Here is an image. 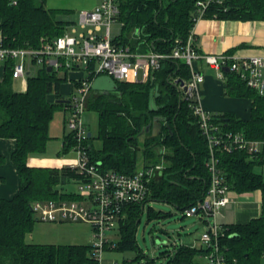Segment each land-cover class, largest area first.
<instances>
[{
  "label": "trees",
  "instance_id": "trees-1",
  "mask_svg": "<svg viewBox=\"0 0 264 264\" xmlns=\"http://www.w3.org/2000/svg\"><path fill=\"white\" fill-rule=\"evenodd\" d=\"M197 0H118L117 20L122 34L114 42L130 45L135 51L150 48L168 53L186 42L194 28L199 10ZM47 0H0V38L8 47L43 48L62 35L68 22L58 18L57 9L48 8ZM264 20V0H223L212 3L203 18ZM232 53V52H228ZM92 62L88 66H92ZM78 67L77 64L73 68ZM69 68L48 70L40 66L28 76L25 91L12 87L13 60L4 64L0 73V137L15 139L12 160L20 176V187L10 199L0 197V264H98L90 244H42L27 241L36 222L31 203L37 199H54L59 189L83 175L76 169L31 167V155L46 152L49 124L57 108L70 103L51 102L50 94L61 97V85L68 80ZM88 69V68H87ZM61 74V75H60ZM158 92L150 81H118L113 78L110 90L93 89L88 97V110L99 114L98 133L87 141V151L105 170L133 173L140 155L145 166L161 164L160 172L150 185L146 202L125 207L116 243L117 250L136 247V228L148 202L165 201L184 211L202 200L210 185L207 141L189 103L182 99L178 86L169 75L190 76V67L181 59H165L159 70ZM100 75V74H98ZM87 77L93 82L98 76ZM226 94L252 98L251 117L238 120L231 112H213V119L226 130L240 131L251 139L264 140V95L239 78L226 72ZM80 81L75 82V86ZM160 116L161 131L140 135L142 129ZM143 140H141V138ZM101 140V147L93 139ZM74 145L71 135L64 140L63 152ZM219 168L230 189L238 193L261 190L262 212L248 223L223 224L221 248L226 264H264V176L255 171L263 160L251 159L245 151H218ZM149 215L166 216L155 211ZM110 246H107L109 248ZM206 249L186 244L175 245L168 264H201ZM128 264V263H126Z\"/></svg>",
  "mask_w": 264,
  "mask_h": 264
},
{
  "label": "built area",
  "instance_id": "built-area-1",
  "mask_svg": "<svg viewBox=\"0 0 264 264\" xmlns=\"http://www.w3.org/2000/svg\"><path fill=\"white\" fill-rule=\"evenodd\" d=\"M223 0H197L199 15L203 18L205 10L215 2ZM95 5L80 11L78 25L47 43L43 48L8 47L0 38V62L13 60L12 75L27 83L31 67H52L58 71L64 67L71 69L77 64L84 65L89 73L95 75L108 73L118 81H147L151 74L159 70L165 59H181L190 67L188 78L169 75L182 93L196 116L199 127L207 141L210 152L207 167L211 180L206 195L195 205L184 211L185 216L197 215L207 221L208 228L201 236V245L207 250L203 255L206 264H226L221 248L224 235L223 226L217 215L230 201L231 189L225 182L219 168L218 151L233 152L242 150L251 159H264V140L248 138L244 132L226 130L220 122L213 119V112L205 110L200 103L199 90L205 75L194 67L195 62L205 61L214 68L220 79L225 78V68L234 72L247 85L264 95V56H239L234 53H202L195 46L196 37L192 29L187 41L177 39L171 52L156 50L135 51L130 45L114 42L111 26L119 14L118 0H95ZM79 49V50H78ZM92 62V66H88ZM92 81L81 79L78 94L70 99L71 115L67 120L77 152L76 160L67 167L76 169L83 177L71 183L74 189H63L54 199H37L31 203V210L38 220L44 222H82L92 231L93 256L98 264H104L103 254L107 246L114 247L111 233L117 230L123 218L125 207L146 202L150 196V185L162 166H143L133 173L105 170L101 162L95 163L87 151L90 138L84 120L86 101L91 92ZM70 183V182H69ZM207 218V219H206ZM173 251L170 253L172 254ZM110 264H120L113 261Z\"/></svg>",
  "mask_w": 264,
  "mask_h": 264
},
{
  "label": "crops",
  "instance_id": "crops-1",
  "mask_svg": "<svg viewBox=\"0 0 264 264\" xmlns=\"http://www.w3.org/2000/svg\"><path fill=\"white\" fill-rule=\"evenodd\" d=\"M95 0H83L85 8H91L95 5ZM54 8V7H52ZM194 35L196 37L195 46L198 51L202 53H223L232 52L239 56H264V20H233V19H218L212 17L200 18L196 21L194 25ZM153 50L150 48L147 51ZM146 52V51H139ZM1 63V62H0ZM4 64H0V73L4 71ZM194 67L199 69L205 75V81L201 85L199 90L200 103L205 110L210 112H231L234 114L235 118L238 120H248L251 117V107L252 98L250 97H239L231 96L226 94L225 82L227 79L225 71V78L220 79L217 76V72L214 68L209 66L205 61L195 62ZM84 68V65L68 69L67 76L68 80L63 82L61 85V97L56 94H50L48 100L55 102L59 99H71L72 94L78 87L75 86V82L80 81L86 76L80 69ZM29 75L33 73V67H31ZM63 74V73H61ZM60 74V75H61ZM15 79V78H13ZM153 83V90L158 92L159 89V79L154 72L151 74L149 80ZM21 83L24 86L23 90L27 89V83ZM93 85V82H92ZM15 90V89H14ZM93 89H91L92 92ZM19 91V90H16ZM89 93V96L91 94ZM69 104L70 102H66ZM66 110L69 106L61 107ZM70 109V108H69ZM67 112V111H66ZM54 116V115H53ZM67 116V115H66ZM66 116L61 120H66ZM53 120V118H52ZM51 120V121H52ZM68 120V119H67ZM51 121L49 124V131L51 126ZM50 138L56 137L60 138L58 135H51ZM64 140L62 138V146H64ZM16 141L12 138L0 137V197L10 199L18 191L20 187V176L16 165L12 160V151L15 148ZM61 153V152H59ZM76 158L68 157H53L48 154L41 155H31L28 159V164L31 167H49V168H61L67 164L75 161ZM144 159L140 155L137 168H141L144 165ZM71 183V182H70ZM69 182L64 185L61 190L72 189L68 188ZM231 201L221 208L218 215L220 216L221 225L231 224V223H248L251 219L259 217L262 212V192L261 190L249 191L238 193L236 191H231L230 193ZM145 209V208H144ZM217 215V216H218ZM36 217V221H37ZM121 222V221H120ZM57 223V222H56ZM63 223V222H60ZM68 223V222H67ZM74 223V222H69ZM85 224V223H84ZM55 226L56 224H52ZM120 225V224H119ZM90 228V226H89ZM119 228V226H118ZM118 228L112 232L113 242L116 243L120 239V233H118ZM91 230V228H90ZM53 233V232H52ZM51 243L55 244H77V243H60L57 238L59 235L51 237ZM36 243V242H31ZM49 244V243H42ZM196 247H201L202 245H191ZM107 249H116V246H110ZM203 259V257H200ZM126 263L132 264L131 260H127ZM125 263V264H126Z\"/></svg>",
  "mask_w": 264,
  "mask_h": 264
},
{
  "label": "rangeland",
  "instance_id": "rangeland-1",
  "mask_svg": "<svg viewBox=\"0 0 264 264\" xmlns=\"http://www.w3.org/2000/svg\"><path fill=\"white\" fill-rule=\"evenodd\" d=\"M82 2L83 0H47L46 6L57 9L58 18L68 22L67 27L71 31L72 26L78 25L79 23L80 11L85 9ZM111 31L112 38H118L122 34V23L119 20L114 21L111 26ZM84 68L80 70L87 76L88 71ZM37 69V66L33 67V73H36ZM59 72L62 73L61 70ZM93 85L100 90H110L113 87V77L108 73H101L93 80ZM12 87L19 91L24 88L21 79H13ZM75 92L78 94L77 88ZM70 115L71 111L69 108L67 110L65 108H57L54 111L49 132L51 135H58L60 138H50L44 154L53 157H77V152L73 148L67 152H63L61 143L62 138L65 139L71 133V129L67 123ZM83 115L88 132H92L96 136L98 133L99 114L97 111L88 110V99L86 101V111ZM64 116H66V120H61ZM93 142L95 147H101L100 139L94 138ZM255 171L262 173L264 176V162L257 163L255 165ZM67 187L74 189L76 185L70 183ZM149 206L155 208L156 212L163 211L170 212V214L157 216L153 213L150 216L148 212ZM208 220L214 222V217L212 216ZM207 221L200 219L197 215L184 216L181 210L169 202L157 200L148 202L136 228V247L132 250L125 251L106 249L103 254L104 264H110L113 261L125 264L127 260H131L132 264H168L171 258L170 253L174 250L175 245L186 244L191 246L201 244V236L208 228ZM217 221L219 224H222L219 215L217 216ZM52 224L56 225L53 226ZM56 235H59L60 238H57L56 241L60 243L90 244L93 240L92 231L87 223H56L41 220L35 222L33 230L27 234L26 239L29 242L51 243V240H47V238L52 239L51 237ZM200 263L206 264V260L200 259Z\"/></svg>",
  "mask_w": 264,
  "mask_h": 264
},
{
  "label": "water",
  "instance_id": "water-1",
  "mask_svg": "<svg viewBox=\"0 0 264 264\" xmlns=\"http://www.w3.org/2000/svg\"><path fill=\"white\" fill-rule=\"evenodd\" d=\"M48 70L49 71H52L53 70V68L50 66V67H48ZM225 70L226 71H229V68H225ZM30 72H28V74H29ZM92 88L93 89H98L97 87H95L94 85H92ZM58 102H63V103H66V102H70V100H68V99H59V100H57ZM163 120V118L162 117H160V116H156L155 118H154V121H153V124L151 125V124H148L146 127H144L143 129H142V131H141V133H140V135L142 136V135H145L146 133H149V132H152V135H157V134H159L160 133V131H161V121ZM88 135L89 136H92V132H89L88 133Z\"/></svg>",
  "mask_w": 264,
  "mask_h": 264
}]
</instances>
